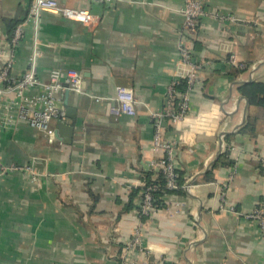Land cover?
<instances>
[{
  "label": "crops",
  "instance_id": "obj_1",
  "mask_svg": "<svg viewBox=\"0 0 264 264\" xmlns=\"http://www.w3.org/2000/svg\"><path fill=\"white\" fill-rule=\"evenodd\" d=\"M56 1L100 22L87 27L44 11L37 77L47 83L54 69L78 71L87 95L57 93L66 118L52 123L60 134L55 142L22 121L0 131L1 161L30 165L37 178L21 171L0 177V264H120V245L140 225L143 250L129 255L136 264H264L260 228L246 217L264 196V109L250 106L238 90L264 81V0H201L211 15L239 21L205 16L186 37L192 61L204 68L190 91L177 88L189 96L185 118H164L161 126L189 188L145 221L126 207L143 174L165 156L155 147L153 115L190 70L179 52L184 0ZM33 2L0 1L1 64L13 57L15 80L29 67L34 27L12 48L6 20L25 22ZM119 86L134 91L135 116L111 114ZM13 100L7 95L4 103ZM249 117L257 120L255 135L240 132ZM228 148L234 165L214 167ZM209 172L213 180L206 181Z\"/></svg>",
  "mask_w": 264,
  "mask_h": 264
},
{
  "label": "built area",
  "instance_id": "obj_2",
  "mask_svg": "<svg viewBox=\"0 0 264 264\" xmlns=\"http://www.w3.org/2000/svg\"><path fill=\"white\" fill-rule=\"evenodd\" d=\"M2 1V0H0ZM98 2H120L123 0H96ZM54 11L59 13L67 20L82 24L87 27H93L99 24L100 18L84 9H76L59 4L56 0H34L32 3L28 17L25 22L18 25L14 35L9 42V45L14 48L18 46L24 37L26 27L31 24L34 27L33 36V52L29 60V67L21 79L15 80L11 75L13 68V57L9 56L5 62L1 64L2 56L0 55V131L10 129L16 121L28 123L32 128L44 133L50 142L57 140L56 130L52 123L55 120L63 121L66 118V110L60 105L57 93L62 90L72 91L79 95H87L84 90V80L80 72L75 70H68L63 72L59 69H54L50 72V80L47 83L42 82L37 77V63L41 57V51L38 44V30L40 17L44 11ZM184 15V23L182 27V40L179 44V52L183 63L190 66L188 76L189 91L196 84L199 79V72L204 68V64H195L192 61V54L189 46L187 45L186 37H191L197 33L199 22L202 17L212 16L219 19L221 22H237L238 18L231 16H221L217 14H210L204 9L201 0H184V8L182 10ZM65 78V85L63 79ZM174 82L169 88L168 104L167 107L160 113L153 115L155 126L154 143L157 149L165 152V156L159 161L158 166L164 170L167 175V187L170 189L176 188L175 176V161L174 154L175 148L173 144L164 143L162 141V126L161 122L164 118H169L174 122L183 120L188 112L189 96L188 93L181 94ZM34 88H40V92L35 95H27V92ZM7 95H15L16 100L5 105L4 98ZM89 95V94H88ZM96 102H103L108 98L93 97ZM181 100L180 111L174 109V100ZM115 104L110 108V112L114 116L120 115H136V107L138 100L132 89L126 87H116L115 96L113 98ZM27 172L32 175V180L35 181L36 173L30 165L18 166L15 164L6 165L0 159V177L6 176L14 172ZM142 186H145L142 183ZM186 188L189 185L186 184ZM152 188L144 190V197L141 204V211L138 216L151 217L156 210L154 209L151 196ZM223 197V196H222ZM262 207H256L253 212L248 214V219L256 222L260 228L262 237L264 239V203ZM259 205V204H258ZM221 210L227 213L237 214L240 213L235 210V207L221 206ZM143 230L140 225L133 237L124 244L123 253L121 255L122 262L120 264H136L130 258V254L135 250H143Z\"/></svg>",
  "mask_w": 264,
  "mask_h": 264
},
{
  "label": "trees",
  "instance_id": "obj_3",
  "mask_svg": "<svg viewBox=\"0 0 264 264\" xmlns=\"http://www.w3.org/2000/svg\"><path fill=\"white\" fill-rule=\"evenodd\" d=\"M6 22H7V26L10 28V40H11L16 28L20 24L19 22H13L11 20H6ZM242 71H244V69H237L235 71V74H238ZM188 87L189 86L187 79L182 80L181 83H178L176 85V88L181 89L183 91H186ZM238 90L240 94L244 98H246L250 106L264 109V81L263 82L251 81L248 83L239 84ZM181 103H182L181 100L178 98L174 100V109L176 111H180ZM256 131H257V120L251 117H249L247 122L240 129L241 133H248L251 135H255ZM229 154L230 151L228 148V150L220 156V159L218 160V162L214 167L218 165L232 167L234 165V161L230 159ZM212 176H213L212 172H209L206 174V176H204V180L211 181L213 180ZM174 180L176 182V188L170 189L167 187V183H168L167 175L162 168L157 167L151 169L148 172H145L142 176V182L145 186L132 190V193L130 195V202L126 207V210L130 211L134 208L136 209L137 213H140L141 204L144 197V190H146V188H152L151 190L152 203L156 211L163 209L167 206L166 199L169 196H173V195L186 196L187 180L184 172L179 170L177 167L175 169ZM136 200H137V204L135 206L134 202ZM260 203H264V196L261 198L259 205L257 206L258 208L262 207V204L260 205ZM148 218L149 216L140 217L142 221H145ZM120 246H121V253H123L124 246L123 245ZM119 261L120 263L122 262V260Z\"/></svg>",
  "mask_w": 264,
  "mask_h": 264
},
{
  "label": "water",
  "instance_id": "obj_4",
  "mask_svg": "<svg viewBox=\"0 0 264 264\" xmlns=\"http://www.w3.org/2000/svg\"><path fill=\"white\" fill-rule=\"evenodd\" d=\"M60 134H59V131H56V136H59Z\"/></svg>",
  "mask_w": 264,
  "mask_h": 264
}]
</instances>
